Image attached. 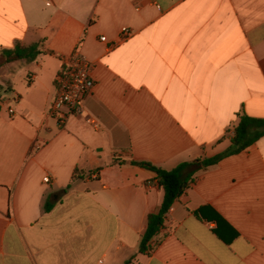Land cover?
<instances>
[{
  "label": "crops",
  "instance_id": "crops-1",
  "mask_svg": "<svg viewBox=\"0 0 264 264\" xmlns=\"http://www.w3.org/2000/svg\"><path fill=\"white\" fill-rule=\"evenodd\" d=\"M18 43L42 53L0 69V264H264V138L200 171L146 254L164 190L131 164L214 158L264 119V0H0V51ZM76 51L95 88L61 128Z\"/></svg>",
  "mask_w": 264,
  "mask_h": 264
},
{
  "label": "trees",
  "instance_id": "trees-1",
  "mask_svg": "<svg viewBox=\"0 0 264 264\" xmlns=\"http://www.w3.org/2000/svg\"><path fill=\"white\" fill-rule=\"evenodd\" d=\"M41 53L39 45L23 46L18 43L12 50L0 51V69L19 61L34 62ZM48 53L52 54V52ZM262 138H264V119L244 114L240 116V122L235 129L231 147L219 156L182 163L171 171L158 168L152 164L131 162L134 166H140L154 172L157 175L160 186L164 190V200L159 212L151 214L148 218L147 230L142 238L139 252L146 254L155 250V247L151 246V242L166 226L170 210L180 200L184 191L194 181L195 176L200 171L218 165L224 158L246 151ZM54 206L55 203L49 198L45 204V211H52ZM197 215L202 216V211H199ZM126 264H131V262Z\"/></svg>",
  "mask_w": 264,
  "mask_h": 264
},
{
  "label": "built area",
  "instance_id": "built-area-1",
  "mask_svg": "<svg viewBox=\"0 0 264 264\" xmlns=\"http://www.w3.org/2000/svg\"><path fill=\"white\" fill-rule=\"evenodd\" d=\"M132 36L128 28L122 29V40L127 41ZM107 42V38H101ZM114 45L110 46L113 48ZM93 63L80 51H76L67 60L64 69L57 76V96L51 106L50 115L57 119L61 128L65 127L67 120L73 115L84 113V103L87 96L91 95L95 88V81L92 77ZM14 114V110H10ZM87 123L99 128L98 120L87 116ZM47 184L50 180L46 179Z\"/></svg>",
  "mask_w": 264,
  "mask_h": 264
}]
</instances>
